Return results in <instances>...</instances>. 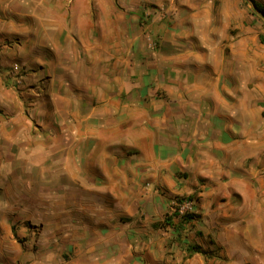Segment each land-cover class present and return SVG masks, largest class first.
Wrapping results in <instances>:
<instances>
[{
  "label": "crops",
  "instance_id": "0c3cea01",
  "mask_svg": "<svg viewBox=\"0 0 264 264\" xmlns=\"http://www.w3.org/2000/svg\"><path fill=\"white\" fill-rule=\"evenodd\" d=\"M251 1L264 8V0L206 7L250 9L264 22ZM54 17L49 0H0V264H216L213 236L224 220L214 192L263 146L262 73L251 89L230 85L229 69L223 84L219 75L193 79L178 102L137 103L126 114L112 103L33 123L7 93L14 74L48 75V53L70 40ZM193 193V219L170 214L172 197Z\"/></svg>",
  "mask_w": 264,
  "mask_h": 264
},
{
  "label": "rangeland",
  "instance_id": "374dc122",
  "mask_svg": "<svg viewBox=\"0 0 264 264\" xmlns=\"http://www.w3.org/2000/svg\"><path fill=\"white\" fill-rule=\"evenodd\" d=\"M211 4L212 0H49L56 23L70 40L63 43L62 36L54 51L49 49L48 75L23 82L14 74V92L8 89L7 95L34 123L40 118H79L90 109L105 111L112 103L120 104L117 107L126 114L138 111L137 103L178 102L188 96L181 89L193 79L197 83L200 75H207L208 82L219 75L223 84L229 69L230 85L254 88L259 73L264 80V22L251 16L250 9L243 16L215 14L214 7L208 12L206 5ZM250 97L255 99V91ZM262 144L239 158L230 177L223 176L226 187L214 192L220 204L214 202L213 208L224 220L213 236L216 264H264ZM188 196L194 203L195 193L172 197L169 207L172 200Z\"/></svg>",
  "mask_w": 264,
  "mask_h": 264
},
{
  "label": "built area",
  "instance_id": "2783aa9c",
  "mask_svg": "<svg viewBox=\"0 0 264 264\" xmlns=\"http://www.w3.org/2000/svg\"><path fill=\"white\" fill-rule=\"evenodd\" d=\"M194 203L189 199H174L170 203V214L176 216H183L193 212Z\"/></svg>",
  "mask_w": 264,
  "mask_h": 264
},
{
  "label": "trees",
  "instance_id": "16d2710c",
  "mask_svg": "<svg viewBox=\"0 0 264 264\" xmlns=\"http://www.w3.org/2000/svg\"><path fill=\"white\" fill-rule=\"evenodd\" d=\"M251 4H252V7H253L255 12H258V13L264 15V10H263L264 8H263L262 5H258L257 3L253 2V1H251ZM262 41L264 42V39H262ZM185 198L189 199V200H192V198L189 197V196L185 197ZM177 199H179V198H177ZM174 216H176V215H174ZM179 218H180V220L182 222H186V221H189V220L193 219L194 215L193 214H185L183 216H180ZM164 222H165V225H170L171 224L170 223V217L166 216L165 219H164ZM191 250L194 251V252H198V253L202 252V249L199 246H192Z\"/></svg>",
  "mask_w": 264,
  "mask_h": 264
}]
</instances>
